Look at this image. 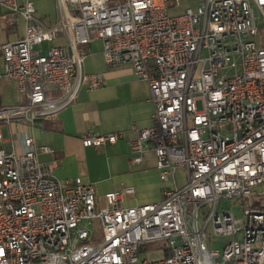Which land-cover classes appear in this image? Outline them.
<instances>
[{
  "label": "built area",
  "instance_id": "1",
  "mask_svg": "<svg viewBox=\"0 0 264 264\" xmlns=\"http://www.w3.org/2000/svg\"><path fill=\"white\" fill-rule=\"evenodd\" d=\"M55 1L45 22L35 0H0V30L20 32L0 42V79L25 96L0 107V264H264V0L180 13L173 0ZM94 41L108 65H130L149 86L151 123L131 126L130 154L140 163L152 151L171 180L157 202L123 205L135 192L125 185L101 204L92 183L39 161L52 146L29 134L21 151L4 145L3 126L56 118L83 87L104 85V73L83 70ZM127 132L88 130L81 142ZM151 250L163 256L142 257Z\"/></svg>",
  "mask_w": 264,
  "mask_h": 264
},
{
  "label": "crops",
  "instance_id": "2",
  "mask_svg": "<svg viewBox=\"0 0 264 264\" xmlns=\"http://www.w3.org/2000/svg\"><path fill=\"white\" fill-rule=\"evenodd\" d=\"M182 1L173 0L172 5L179 7ZM201 1L191 0L185 8H178L174 12L188 7L197 8ZM3 31L7 36L4 41L16 40L20 34L12 28ZM11 35L16 37L10 38ZM96 42L100 41L89 45L91 53L85 60L83 70L104 73V85L94 90L83 87L76 101L56 118L38 120L35 124L18 120L5 126L8 127L9 136H4V145L9 151H21L22 139L29 134L37 144L52 146L55 154H39V161L60 179L80 176L92 183L101 204H104L106 192L125 185L133 186L135 192L125 197L123 205L157 202L162 199L164 189L171 187V180L160 178L152 151L146 152L140 163L132 162L130 154L133 137L131 126L145 127L151 123L154 105L149 98V86L134 74L130 65H108L102 48L92 49V44ZM88 130L100 133L128 132L113 144L85 147L81 138Z\"/></svg>",
  "mask_w": 264,
  "mask_h": 264
},
{
  "label": "rangeland",
  "instance_id": "3",
  "mask_svg": "<svg viewBox=\"0 0 264 264\" xmlns=\"http://www.w3.org/2000/svg\"><path fill=\"white\" fill-rule=\"evenodd\" d=\"M36 5L38 8L39 15L43 16L45 19V22H48L50 20H54L58 14L57 5L55 0H35ZM191 0H184L182 3L178 6H174V4L170 7L171 13H180V12H174L178 8H185L187 3ZM184 11V10H183ZM15 33V32H14ZM16 37L15 35H11L10 38ZM7 39V36L5 35V32L1 29L0 30V42ZM49 43H45L44 46L46 47ZM102 48V45L100 42H96L92 44L93 50H99ZM0 92L2 95V101L3 105H17L25 101L24 94L20 93L17 87V83L13 80L8 79L7 77H4L0 79ZM3 134L6 137L9 136L8 127H3ZM179 179L183 178V172L180 170L177 172L176 175ZM179 184H182L181 181H179ZM230 200H222L221 206H225L230 208V210L238 217L241 218L243 215L242 208L240 207V204ZM99 233V232H98ZM215 245L221 246V242H216ZM163 256V253L159 251L151 250L146 253H142V257H146L150 260H155L158 258H161Z\"/></svg>",
  "mask_w": 264,
  "mask_h": 264
},
{
  "label": "trees",
  "instance_id": "4",
  "mask_svg": "<svg viewBox=\"0 0 264 264\" xmlns=\"http://www.w3.org/2000/svg\"><path fill=\"white\" fill-rule=\"evenodd\" d=\"M3 106L2 96L0 94V107Z\"/></svg>",
  "mask_w": 264,
  "mask_h": 264
}]
</instances>
